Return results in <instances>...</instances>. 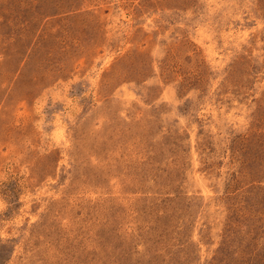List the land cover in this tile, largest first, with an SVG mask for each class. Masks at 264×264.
<instances>
[{
  "label": "rangeland",
  "instance_id": "374dc122",
  "mask_svg": "<svg viewBox=\"0 0 264 264\" xmlns=\"http://www.w3.org/2000/svg\"><path fill=\"white\" fill-rule=\"evenodd\" d=\"M0 264H264V0H0Z\"/></svg>",
  "mask_w": 264,
  "mask_h": 264
}]
</instances>
